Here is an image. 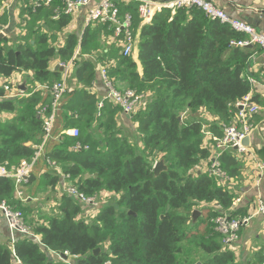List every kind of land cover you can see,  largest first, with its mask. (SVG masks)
Wrapping results in <instances>:
<instances>
[{
  "label": "trees",
  "instance_id": "1",
  "mask_svg": "<svg viewBox=\"0 0 264 264\" xmlns=\"http://www.w3.org/2000/svg\"><path fill=\"white\" fill-rule=\"evenodd\" d=\"M23 4H29L25 17H46L47 24L57 30L69 23L63 14L52 20L56 12H62L61 0L34 10L32 1ZM117 4L118 21L129 15L134 35L142 22L137 12L140 4ZM114 28L111 23L89 27L80 40V57L98 50L99 37L111 36ZM244 38L199 9L182 7L163 9L142 28L136 46L142 75L132 56L122 58L119 49L111 48L108 56L114 63L107 73L115 88L133 90L147 100L144 108L130 116L143 146L140 153L118 127L120 109L105 100L98 110L99 100L90 89L96 76L94 65L87 61L78 67L75 77L81 88L65 95L59 117L67 120L66 129L89 128L96 122L102 139L95 140L82 129L76 138L63 135L47 159L63 165L71 184L85 196L104 191L115 198L88 223L79 220L81 206L64 195L60 216L33 226L39 242L21 237L12 245L0 244V264H67L59 259L65 254L73 259L69 264H235L234 255L222 249L212 221L222 213L236 219L249 214L246 208L233 205L235 194L220 185L209 166L213 138L222 137L237 103L252 93L250 80L264 86L263 70L251 68L258 48L231 46ZM77 44L71 35L63 48L56 49L47 34H38L34 43L13 49L5 38L0 39V78L9 79L15 73L33 77L27 79V97L5 100L0 89V112L12 115L0 122V169L14 171L34 156L33 147L41 144L43 136L38 112L50 102L47 94L33 92L34 83L60 81L59 73L49 70L50 64L55 58L63 63L73 58ZM72 61L75 65L76 58ZM99 62L105 64L106 59ZM251 102L262 104L258 95ZM202 112L205 120L213 117L220 125L205 124ZM77 145L88 150L74 152ZM159 161L166 171L156 176L153 166ZM218 162L227 178H240L242 164L234 151L222 153ZM56 182V176L42 174L31 176L23 187L36 184L39 190H53ZM0 202L30 214L16 198L13 182L2 176ZM194 210L200 215L193 223ZM95 250L99 252L94 254ZM259 256L263 263L261 251Z\"/></svg>",
  "mask_w": 264,
  "mask_h": 264
},
{
  "label": "crops",
  "instance_id": "2",
  "mask_svg": "<svg viewBox=\"0 0 264 264\" xmlns=\"http://www.w3.org/2000/svg\"><path fill=\"white\" fill-rule=\"evenodd\" d=\"M23 1L24 0H3L0 4V27L3 29V38L7 40L8 47L15 49L19 44H32L38 34H47L50 44L54 48L60 49L66 45L67 39L71 35L74 36L77 39L78 44L74 50L73 58L66 62H71V68L66 76L67 93L81 88L80 83L75 77L76 70L85 62L89 61L94 65L96 71L95 80L90 87L91 92L96 94L99 102L105 100L106 89L100 78L99 70L101 67L109 69L113 66L114 60L109 59L108 56L113 46L116 49H119L118 53L121 55L119 40L114 37V34L111 36H105L102 34V36L99 37L101 47L98 50L82 55L81 57L79 53L80 40L82 39L85 31L89 27L93 28V26L106 24L100 22L88 23L87 21L88 11L98 2V0H95L90 6L80 8L68 16L69 23L61 30H57L54 26L47 24L45 20L48 19L46 17H25V14L23 15V11L24 13L26 12V7H28L29 4L24 5ZM29 1L31 2L32 0ZM117 1L122 4L134 2V0ZM215 6L224 11L229 17L244 21L257 31L264 34V0H215ZM75 58L76 63L73 65V61L71 60ZM100 58H104V60L106 59V63L104 64V62H99ZM132 58L136 63L137 72L139 75H142V68L138 61L137 47L132 54ZM62 63L63 62L60 59L55 58L51 62L49 68L50 71L59 73V80L64 77V72L59 66V64ZM260 64V55L254 57L251 67L253 72L260 70ZM26 79L27 77L25 74L22 75L15 73L13 75V85L17 86V89L21 91L22 89H20V86L25 82V91H21L22 95L10 100H18L19 98L28 96L29 86ZM3 83L4 79L0 78V88ZM36 85L37 84L34 85V89ZM253 88L251 96L253 97L254 95H258V100L262 102L261 105L258 104L259 112L260 110L262 112L255 115L257 120L252 119L253 124L258 127V134H256L254 138L252 148L254 149L255 154H257V158L264 162V86L257 84ZM59 112L57 113L51 138L44 144L40 152L41 155L31 172V176L35 178H38L42 174H51L56 176L57 182L54 189L51 190L50 188H47L46 190H39L36 184H32L30 186L22 187L19 195L16 194V198L20 201L22 206L30 212V214L27 213L29 216V224L27 225L31 230L34 225L44 223L47 218L59 217L61 214V208L64 205L62 198L64 195L69 196L65 193V187L71 185V181L69 176L64 172V166L55 165L50 162L48 163L49 160L47 159V155L61 144L62 136H69L66 132L73 129L65 128L67 120L59 117ZM201 116H204V114H201ZM10 119H12V115L10 113L0 112V122L8 121ZM116 120L119 129H121L122 135L123 133L127 134L125 136L126 138H128V135L133 136L131 141L129 139L128 140L130 143L135 145L137 153H140L143 146L138 141L139 137L130 117L119 113ZM259 129L261 131H259ZM127 132H129V134ZM87 133L95 140L102 139V132L98 129L96 122L89 126V131ZM35 147L36 146L34 145L33 149ZM239 158L245 177H240L238 179L239 181L231 180V182L234 181V183L232 182V186L234 187V194L236 196L234 203L237 201L234 206L238 208H246L247 214H249L247 216L249 221L241 228L239 232V241L232 247V251L230 252L234 255L235 264H264V262L261 263L259 261L260 251L264 247V220L260 215L256 214L257 199L262 198L264 200V173H262L261 177H259V173L254 165H252L244 156H239ZM257 182L259 183L257 184ZM96 196L98 198V204L96 207L86 206L72 196H69L81 206L82 211L79 215V220L88 223L89 220L93 221L99 213V210L110 204L115 198V195L104 191L99 192ZM19 238H21V236L18 233L12 232L8 228L5 219L0 213V244L12 245ZM37 239L39 240L38 236ZM61 261L69 263L68 257L66 261L62 259ZM13 264H19V262L13 261Z\"/></svg>",
  "mask_w": 264,
  "mask_h": 264
},
{
  "label": "built area",
  "instance_id": "3",
  "mask_svg": "<svg viewBox=\"0 0 264 264\" xmlns=\"http://www.w3.org/2000/svg\"><path fill=\"white\" fill-rule=\"evenodd\" d=\"M95 0H61L62 2V12L55 13L53 17L54 20L63 14L70 16L78 9L90 6ZM133 1V0H132ZM140 4L137 12L139 17L142 19L136 33L133 35L130 31L131 27V17L125 15L122 22L118 21V4L117 0H98V2L90 8L87 14L88 23L100 22V23H111L114 25V37L119 40L121 46V57L127 58L131 57L135 50V42L139 40L140 32L143 27L147 26L152 17L161 12L163 9H176V8H196L204 12V14L213 20H217L220 24L228 26L231 30L238 34H243L245 38L240 41L231 42V46L236 47H257L259 50V55L261 57L260 68L264 72V34L257 31L252 26L248 25L246 22L241 20H236L229 17L224 11L220 10L215 6V0H175L171 3H165V0H134ZM52 3V0H32V9H38L42 6H48ZM140 29V30H139ZM0 34L3 33V29L0 28ZM122 36V37H120ZM121 38V40L119 39ZM72 61V60H71ZM60 68L64 72V77L58 82H54L51 85H42L39 83L35 86L34 91L41 92L42 94H47L50 97V102L43 106L38 112V116L42 119L43 123V136L42 141L39 146H36L34 156L30 161H24L20 166L11 172H7L4 169H0V176L10 179L13 182L15 192L19 195L22 187L28 182L33 167L38 161L41 150L44 144L51 138L53 128L55 125L57 113L60 110L61 104L67 94L66 87V76L71 68L70 63L59 64ZM20 74V73H19ZM25 74L28 80H32L31 73H21ZM100 78L106 89L105 100L111 102L114 106L118 107L122 114L126 116H131L135 114L140 109L144 108L147 102L144 97L136 95L133 90H125L124 92H119L113 82L109 79L106 67H101L99 70ZM26 79V80H27ZM250 83L256 86L258 83L253 79ZM17 86L13 85V76L9 79H5L1 88L5 96L4 99L16 98L22 95V92L17 89ZM252 93L246 96L241 102L237 103L235 106L237 108L234 114L232 122L223 126L222 137L220 139L213 138L215 146L212 147L213 155L210 160L209 172L214 177L219 178L223 181H231L227 176L221 171L218 158L222 153L234 151L235 157L238 159L239 156H244L252 165L256 167L259 177L264 173V162L260 161L252 148V143L256 134H258V127L253 124V116L258 114L259 106L251 102ZM100 101L97 104V108L100 111L103 108V102ZM259 131H261L259 129ZM68 133L69 137L76 138L79 136V131L77 129H70ZM249 139V146L244 147L241 142L244 138ZM74 152L88 150V146L77 145L72 148ZM49 163V161H48ZM156 164V163H155ZM154 164V166H155ZM153 166V168H154ZM259 182H257L258 184ZM65 193L72 196L80 203L96 207L98 204L97 196H85L79 192L72 184L65 187ZM237 203V201H235ZM233 203V205L235 204ZM0 213L5 219L8 228L15 233H18L21 237H29L34 241H38L37 236H35L32 230L28 227L25 222V217L21 211L13 209L11 206L7 205L5 202H0ZM256 214L260 215L264 220V200L262 198L257 199L256 203ZM249 221L248 217L242 219L232 218L227 213H222L217 215L213 219V225L215 231L220 236V244L222 249L226 251H232V247L235 246L239 241V232L241 228L246 225ZM261 255L264 259V247L261 250ZM67 256V254H65ZM61 259V257H59ZM67 263V262H66ZM69 264V263H67ZM104 264H110L109 261Z\"/></svg>",
  "mask_w": 264,
  "mask_h": 264
},
{
  "label": "rangeland",
  "instance_id": "4",
  "mask_svg": "<svg viewBox=\"0 0 264 264\" xmlns=\"http://www.w3.org/2000/svg\"><path fill=\"white\" fill-rule=\"evenodd\" d=\"M140 6V5H139ZM139 6H138V8H139ZM139 39V38H138ZM138 42H139V40H137L136 42H135V48H136V46H137V44H138ZM147 101V100H146ZM262 111L260 110V112H258V113H261ZM201 114H204L203 112L201 113ZM201 120H203V122L205 123V124H211V123H216V122H218V121H216V120H213V117L212 118H210V119H208V120H205L204 119V117H202L201 116ZM218 124H219V122H218ZM220 125V124H219ZM206 127H208L207 125H206ZM75 129H77L80 133H81V130L80 129H82L84 132H88L89 131V128H88V126H81V127H79V128H75ZM206 130V129H205ZM128 134H129V132H127ZM123 135L124 136H126L127 134H124L123 133ZM132 138H133V136H131V135H128V139L131 141L132 140ZM206 145H209V143L207 142V141H205L204 142ZM244 173V170L242 169L241 170V173H240V177H245V175L243 174ZM217 178V177H216ZM218 180H219V183H220V185H222V186H225L227 189H228V191L229 192H231V193H234V187L232 186V182L234 183V181H223V180H220L219 178H217ZM239 181V180H238ZM237 181V182H238ZM24 217H25V219H26V221H27V224H29L28 222H29V216H28V214L27 213H24ZM92 221V220H91ZM91 221L89 220V223H91ZM68 261L69 262H73V259L71 258V257H68Z\"/></svg>",
  "mask_w": 264,
  "mask_h": 264
},
{
  "label": "water",
  "instance_id": "5",
  "mask_svg": "<svg viewBox=\"0 0 264 264\" xmlns=\"http://www.w3.org/2000/svg\"><path fill=\"white\" fill-rule=\"evenodd\" d=\"M175 0H165L164 2L165 3H171ZM4 37V34H0V39ZM20 89H22L21 91H25V82L23 83V85L20 86ZM37 119H40L39 116H37ZM241 145L244 146V147H247L249 146V139L246 137L243 139V141L241 142ZM26 146H30V143H27ZM166 171V167L165 165L163 164L162 161H159L155 164L154 168H153V172H154V175H159L161 172H164ZM200 215V213L197 211V210H194L192 212V220H193V223L196 221L197 217ZM99 252V250H95L94 251V254H97ZM61 259L66 261L67 260V256L65 255H62L61 256ZM197 264H200V263H197Z\"/></svg>",
  "mask_w": 264,
  "mask_h": 264
},
{
  "label": "bare ground",
  "instance_id": "6",
  "mask_svg": "<svg viewBox=\"0 0 264 264\" xmlns=\"http://www.w3.org/2000/svg\"><path fill=\"white\" fill-rule=\"evenodd\" d=\"M258 106V104H256Z\"/></svg>",
  "mask_w": 264,
  "mask_h": 264
}]
</instances>
